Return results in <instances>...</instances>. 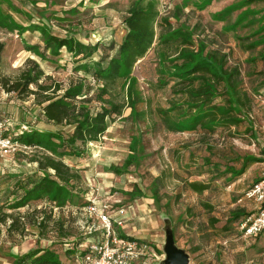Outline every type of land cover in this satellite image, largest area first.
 I'll return each instance as SVG.
<instances>
[{"label":"rangeland","instance_id":"374dc122","mask_svg":"<svg viewBox=\"0 0 264 264\" xmlns=\"http://www.w3.org/2000/svg\"><path fill=\"white\" fill-rule=\"evenodd\" d=\"M139 1L0 0L14 7L12 17L18 23L2 19L11 24H3L5 30L0 35L8 43L3 74L16 80L23 72H29L39 85L51 87L50 93L61 86L56 95H62L86 75L74 70L77 64L68 49L57 51L53 43L47 47L49 38H72L92 46L113 40L119 44L125 35L123 18ZM141 1L152 2L161 17L169 20L172 26L164 27L167 31L180 29L190 33L192 44L184 46L180 39L175 45L179 50L173 47L171 51L160 44L165 29L156 28L158 40L154 48L137 63L129 81L120 80L115 86L112 98L125 104L124 115L109 122L106 135L99 143L89 144L84 157L62 159L82 176L81 181L68 187L74 196L72 205L60 208L47 200H33L31 206L40 207L41 212L33 217L37 221L33 225L31 219L22 218L33 213V207L9 209L4 204L14 190L12 176L39 170L38 162L31 160L54 156L51 150L55 147L44 140L43 147L14 152L7 158L5 163L15 171L0 178V264H13L16 258L39 248L54 250L62 264H85L84 252L105 240L101 219L88 214L91 204L105 211L118 235L147 244L145 256L136 264L164 263L168 229L172 230L176 245L190 255V264H264V233L256 239H246L238 231L239 222L227 224L230 213L237 208L245 214L254 212L255 204L244 195L261 177L264 163V0ZM26 6L31 8L27 10L29 14ZM1 10L0 7V14H5ZM31 22L24 27V23ZM25 29L40 32L41 44L27 48L20 37L16 39V33L9 36L14 31L23 35ZM200 45L205 47L206 59L215 54L225 58L226 70H238L240 103L226 81H215L212 105L232 109L231 114L240 122L234 126L218 125L214 132L201 127L171 132L166 129L160 110L166 111L175 103L177 111L197 114L190 104L181 106L188 97L178 91L186 84L178 85L179 78L174 74L178 73L176 66L187 63L182 58L184 51H180L187 48L196 53ZM29 51L34 59L28 57ZM88 80L94 84L90 77ZM129 85L133 86L134 98H142L135 109L127 98ZM199 85L200 82L193 83L194 87ZM31 89L37 90V85ZM93 105L99 103L94 101ZM41 111L42 106L33 95L22 99L16 93L0 91V116L6 115L16 123L11 134L72 132L67 126L45 124ZM179 120L185 130L189 118L182 116ZM55 143L57 146L58 141ZM127 158L131 159L130 165H126ZM242 170L241 175L235 173ZM36 173L41 177L43 172ZM186 182L207 184L209 189L198 194ZM43 211L53 220L63 221L71 235L63 238L53 224L41 230ZM12 216H20L23 231H8ZM213 220L218 223L213 225ZM90 227L97 233L89 235Z\"/></svg>","mask_w":264,"mask_h":264},{"label":"trees","instance_id":"16d2710c","mask_svg":"<svg viewBox=\"0 0 264 264\" xmlns=\"http://www.w3.org/2000/svg\"><path fill=\"white\" fill-rule=\"evenodd\" d=\"M123 26L125 35L122 41L118 44L115 40L109 44L86 45L79 41H74L72 38L50 37L47 42V47L53 43L57 47V51L66 48L74 55L77 66L74 68L76 72L85 73V78L71 84L65 89L62 95H56L61 86L52 90L49 86L39 85L36 78L32 77L29 72H23L16 80L11 79L3 74L2 60L5 51V44L0 43V91L7 93H16L18 97L24 99L30 96H35L37 103L42 106L41 118L47 124L54 126H67L72 129V132L58 134H40L39 132L29 131L23 134H18L14 140L30 148L43 147L44 140L48 144H52L55 148L52 149L54 156L43 155L39 158H34L31 161L38 162L39 170L42 173L41 177L35 178L32 176H24L16 178L14 190L9 192L7 199L12 197L10 209L18 210L28 206L33 200H47L55 203L57 207L63 208L67 204H73L74 196L71 187L74 181H81L82 176L78 171L67 165L62 159L64 157H84L87 153L89 144H97L103 138L110 125L109 122L114 117H122L124 115L125 104L117 103L112 97L118 81H129L132 72L139 61L144 59L147 54L154 48L158 40L157 27H171L169 20L162 18L157 7L149 2L144 4L141 0L129 8L126 16L123 18ZM162 33L160 36V44L166 45L171 51L179 50L175 46L178 40H182L185 45L192 44V36L190 33L177 30H170ZM179 37V38H177ZM104 49V50H102ZM184 57L187 63L182 66H176L174 74L179 78L178 85H185L178 92L187 95L188 101L183 105H191L195 107L197 114H184L183 111H177L178 106L173 103L170 109L166 111L160 110L162 119L166 129L171 132L180 131H195L198 127L203 130L215 131L218 125H238L240 120L234 117L231 113L232 109L221 108L212 105L216 95L215 81H226L231 88L234 98L240 103V97L237 93L238 85V70L228 71L225 69V58H217L215 54L207 55L205 58V47L200 45V51L194 53L184 48ZM112 52H116L111 56ZM169 52V51H168ZM186 52V54H185ZM101 53V55H99ZM99 55L100 59L94 60V56ZM168 56H173L172 54ZM210 76H209V75ZM90 77L94 84L92 85L87 78ZM86 79V80H85ZM194 82H200L198 87H194ZM188 84V85H187ZM37 85V90H32L31 86ZM163 85H166L163 84ZM162 86V85H161ZM57 90V92H56ZM93 97L91 93H94ZM133 86L129 85L127 90V98L132 108L135 109L137 101L142 100L140 96L133 94ZM109 96V98H106ZM96 101L99 105H93ZM244 105V104H243ZM171 111V112H170ZM192 111V110H191ZM172 113V114H171ZM173 113H175L174 116ZM138 116V113H137ZM141 116H144V112ZM187 116L190 123L182 130L180 118ZM29 124V123H28ZM32 125V124H29ZM58 141L57 146L55 145ZM55 156L60 159L55 158ZM256 160V159H255ZM126 165H130L131 159L127 158ZM246 166L243 167V169ZM49 171H54V175ZM244 172L237 171V175ZM188 188L195 193L201 194L209 189V185L198 182H186ZM131 195L132 194H128ZM159 202V199H156ZM38 210L33 213H28L22 218L31 219V224H37L34 221V216L39 214ZM45 214L43 221L39 224V228L48 229L50 224H53L63 238L69 237L71 234L67 232L66 224L61 220H53L52 215ZM227 224L239 222L246 214L242 209H235L231 213ZM4 222L5 220L2 219ZM213 225L218 223L213 220ZM23 223L20 216H12V223L8 228L9 232L14 230L23 231ZM126 238V236L121 235ZM258 238V237H257ZM134 239V238H129ZM256 239V238H252ZM87 251L84 252L86 254ZM13 264H62L60 256L51 249H36L24 254L14 261Z\"/></svg>","mask_w":264,"mask_h":264},{"label":"built area","instance_id":"2783aa9c","mask_svg":"<svg viewBox=\"0 0 264 264\" xmlns=\"http://www.w3.org/2000/svg\"><path fill=\"white\" fill-rule=\"evenodd\" d=\"M14 126L16 123L10 117L0 116L1 164H4L14 152H22L30 148L14 140L16 135L24 133V131H20L11 134ZM23 128L27 127L23 126ZM52 172L54 173V171ZM244 198L255 204V210L246 214L239 221L238 231L246 239L257 238L264 233V163L261 177L245 192ZM87 210L90 217L95 215L101 219L105 230V240L94 243L87 249L84 256L85 264H136L145 256L148 250L147 244L118 235L110 217L105 214V211H99L94 204H91ZM88 233L93 235L97 233V230L90 227Z\"/></svg>","mask_w":264,"mask_h":264},{"label":"crops","instance_id":"0c3cea01","mask_svg":"<svg viewBox=\"0 0 264 264\" xmlns=\"http://www.w3.org/2000/svg\"><path fill=\"white\" fill-rule=\"evenodd\" d=\"M2 3V4H1ZM16 6H17V4H16ZM0 7L2 8V10L1 11H4L5 12V14H0V35H1V30H5V29H2V25L4 24V25H11V24H9V23H7V22H2L3 20L5 21V18H8V20L9 21H12V22H10V23H13L14 25H18V23L16 22V20L14 19V17H12V16H15V14H14V12H15V9H14V7H11L9 4H3V2H0ZM18 7V6H17ZM22 6H20V8H21ZM11 8V9H10ZM23 8V7H22ZM29 9H31L29 6H26V8H25V11L27 12V10L29 11ZM13 10V11H12ZM24 11V12H25ZM17 12V11H16ZM25 12V13H26ZM28 13V12H27ZM29 14V13H28ZM2 17H4V18H2ZM3 19V20H2ZM8 21V22H9ZM24 25V27H27L28 25H32V22L31 23H24L23 24ZM26 31H25V33L23 34V35H18L17 33V31H14V32H12V33H9V36L11 37V36H13L15 33H16V39L18 38L19 39V37H20V39H22V42H23V45H26L27 46V48H30V47H32V46H34V45H36V43H39V44H41V42H40V39H41V33L40 32H38V31H36V32H34V33H32L31 32V30H29V29H25ZM27 35V36H26ZM4 38L2 37V36H0V42L1 43H4L5 44V51H4V55H3V60H2V70H3V73H4V66H5V63H6V55L8 54L7 53V49H8V43H6L5 42V40H3ZM21 41V40H20ZM13 42H16V41H11L10 43H13ZM79 42H82V41H79ZM83 43V42H82ZM22 52H26V51H22ZM116 52H112L111 53V56L112 55H114ZM101 54V53H100ZM28 57L30 58V59H34V57L32 56V54H31V51H29L28 52ZM98 59H100V56L99 55H95L94 56V60H98ZM13 67H14V65H13ZM45 124H47V123H45ZM47 125H51V124H47ZM13 171H15V169H12V171L9 169V166H8V164L7 163H4L3 165L1 164V162H0V178L1 177H3V176H5V175H7V174H9V173H11V172H13ZM36 172H38V174L40 173V171L38 170V169H36V170H34V171H32V172H22V174L21 175H14V176H12V178L13 179H15L16 180V178H21V177H24V176H32V177H35V178H37V173ZM34 173H36V174H34ZM40 201H43V200H40ZM12 202H13V200L12 199H7L6 198V202H5V206H9V205H11L12 204ZM30 206L32 205L31 203L29 204ZM67 205H70V204H67ZM66 205V206H67ZM30 206H26V207H30ZM26 207H24L23 209H25ZM31 207H33V206H31ZM40 207H33V209L34 210H38ZM10 209V208H9ZM22 209V208H21ZM11 210H14V209H11ZM19 210V209H18ZM43 212H45V211H43ZM30 213V212H29ZM123 228V227H122ZM121 230V229H120ZM124 235V234H123ZM27 254V253H26Z\"/></svg>","mask_w":264,"mask_h":264},{"label":"water","instance_id":"95a60500","mask_svg":"<svg viewBox=\"0 0 264 264\" xmlns=\"http://www.w3.org/2000/svg\"><path fill=\"white\" fill-rule=\"evenodd\" d=\"M165 260L163 264H190V255L176 245L172 230L166 231V241L163 247Z\"/></svg>","mask_w":264,"mask_h":264}]
</instances>
